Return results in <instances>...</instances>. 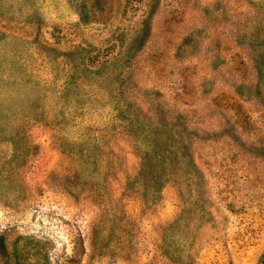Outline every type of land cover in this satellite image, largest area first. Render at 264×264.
I'll list each match as a JSON object with an SVG mask.
<instances>
[{"label": "rangeland", "instance_id": "rangeland-1", "mask_svg": "<svg viewBox=\"0 0 264 264\" xmlns=\"http://www.w3.org/2000/svg\"><path fill=\"white\" fill-rule=\"evenodd\" d=\"M0 264H264V0H0Z\"/></svg>", "mask_w": 264, "mask_h": 264}]
</instances>
